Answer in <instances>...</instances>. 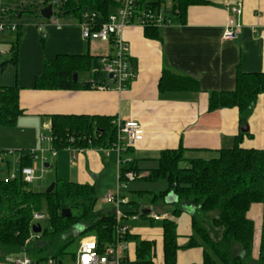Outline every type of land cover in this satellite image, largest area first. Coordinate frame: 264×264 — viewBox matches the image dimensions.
I'll list each match as a JSON object with an SVG mask.
<instances>
[{"label": "trees", "instance_id": "trees-1", "mask_svg": "<svg viewBox=\"0 0 264 264\" xmlns=\"http://www.w3.org/2000/svg\"><path fill=\"white\" fill-rule=\"evenodd\" d=\"M140 0V7L166 8L173 14V21L184 23L188 7L202 4L205 0ZM59 13L63 17L77 19L80 23L86 13L95 12L99 24L108 19L109 14L118 6L117 0H63ZM52 3L44 0V5ZM3 6V4H2ZM22 8V10H24ZM20 24H18L19 31ZM145 35L158 38V27L149 24ZM17 42L11 48V57L0 64L4 70L8 64L18 65ZM100 57L85 54H60L44 62L41 75L36 77L34 89L37 90H75L90 87L91 82L82 83V72L93 73L96 84L109 81L99 71ZM78 80H74V75ZM159 88L163 91H182L198 89L197 82L164 69ZM19 85L0 86V126H15L25 110L20 105ZM261 95H264V72H242L236 76V87L232 91L212 92L209 109L236 107L240 113V122H247ZM112 117L84 114H52V147L58 152L69 148L109 149L117 145L119 135ZM248 134V133H247ZM75 136L72 145L70 137ZM242 138V137H241ZM238 138L229 148H221L213 157L187 155L189 149L180 146L176 149H164L157 160L158 166L143 175L133 158V147H128L120 156L131 160L121 166V177L126 171H134L135 179L145 181L167 180L169 188L155 194L149 204L166 207L168 217L162 218V261L156 262V241L143 238L129 229L125 239L131 245V252L123 264H178L180 233L175 218L188 212L191 216L192 232L187 235L188 247H203L202 264H264V148L243 146ZM0 152H3L0 150ZM33 155L30 151H21L19 168L31 166ZM52 167V165H51ZM21 176L6 180L0 178V260L21 252H28L34 259L48 257H73L75 251L67 250L84 235H94L100 245L114 242L117 238L116 212L100 215L95 211L97 201L94 184L71 182L61 179L55 181V188L46 191H33ZM174 191L178 201L165 202V197ZM123 196V194H122ZM254 204L263 208L260 238L257 252H254L255 222L249 216ZM123 207V208H122ZM45 209L51 229H43L33 234L31 225L33 213ZM62 209H70L71 216H62ZM123 217L121 223L129 217L148 218L142 215V206L138 202L127 200L121 205ZM43 211V210H42ZM215 213L212 222L222 227L220 239L215 240L203 218ZM153 218V217H152ZM79 226L78 232L71 229ZM129 250V251H130Z\"/></svg>", "mask_w": 264, "mask_h": 264}, {"label": "crops", "instance_id": "crops-1", "mask_svg": "<svg viewBox=\"0 0 264 264\" xmlns=\"http://www.w3.org/2000/svg\"><path fill=\"white\" fill-rule=\"evenodd\" d=\"M239 6L241 14L233 10ZM18 18L21 19V16ZM229 18H234L240 25L236 39L224 38ZM22 24L19 34L26 39L33 34L27 28L35 25L31 20ZM41 26L46 30L42 36L45 46L37 66L25 74L20 72L18 82L13 84L11 80H5L4 75L0 76V86L17 84L22 87L20 105L25 114L19 119L27 120L23 122L28 131L49 130L51 134V115L57 113L112 117L114 123L117 120H135L142 125L144 136L133 146L132 156L143 175L158 166L157 158L164 149L183 146L189 149L187 155L209 158L215 156L218 149L232 147L241 137L243 146L264 148V95L260 96L247 119L248 132L241 130L243 124L238 108L209 109L210 94L234 90L239 71L264 72V0H205L202 4L191 5L185 22L158 27V38L147 37L144 27L139 24L126 26L122 37L129 46L136 78L123 90L95 86L91 72L89 77L80 81L91 82L90 87L75 90L34 89L36 77L41 75L46 60L60 54L85 53L101 59L114 51L113 45L108 42L85 40L75 18H67L61 27L47 20ZM164 69L194 79L198 89L162 92L159 82ZM44 142L52 146L48 140ZM109 149V154L97 147L78 151L65 149L79 160L81 183L94 184L97 189L114 167L117 176L121 156L115 148ZM55 156L58 157L59 153ZM155 163L157 166H153ZM94 172L98 174L91 176L90 173ZM145 207L153 208L150 205ZM254 208L251 207L249 216L256 218L260 226L262 207ZM131 232L141 235L149 231ZM128 253L132 254L131 250Z\"/></svg>", "mask_w": 264, "mask_h": 264}, {"label": "rangeland", "instance_id": "rangeland-1", "mask_svg": "<svg viewBox=\"0 0 264 264\" xmlns=\"http://www.w3.org/2000/svg\"><path fill=\"white\" fill-rule=\"evenodd\" d=\"M59 0H51V2H56ZM60 1L54 5V11L59 13L60 11ZM3 4V8L6 9L5 18L22 24L25 20H31L35 26L32 28H27L28 31L33 34H29L28 37L20 36L18 40V65L15 66L13 63H10L4 71L0 70V76L4 75L5 80H11L13 82H18V75L20 72L25 74L26 71L33 69L37 66L38 58L41 56L42 50L44 49L45 43L42 40V36L46 30H43L41 23L44 24L45 20L41 15L40 11L44 5V0H0V5ZM166 5L171 7V0L166 1ZM22 10V8H24ZM19 15L21 19L18 18ZM60 23H64L67 18L63 17L60 14L56 15ZM36 24H39L38 26ZM23 25V24H22ZM24 28V27H23ZM16 32H4L0 34V51L7 52L6 54H0V63L4 60H8L11 57V48L13 43L17 42L18 33ZM110 45V44H108ZM23 51V55H22ZM109 51H112L109 49ZM89 72H82L79 75V80L82 81L85 77H89ZM10 84V83H6ZM22 118H20L15 126H0V150L6 152L4 155L3 161L0 163V178H6L16 173L19 169V163L17 160L20 158L21 151H33L34 154H37L36 158H33V163L37 164L36 179L29 184V187L33 191H46L48 187L54 183L57 179L71 181V182H81V174L79 172V160L66 150L58 151L59 156L54 157L52 155V146H49V143L46 144L44 140H41V136H49L50 131H35L31 129L28 131L27 127ZM31 121V120H29ZM30 127V126H29ZM35 129V127H33ZM37 130V129H35ZM43 157L47 158V162L51 163L52 167L44 168ZM152 166V165H148ZM157 166V163L153 164ZM84 170L86 167L83 168ZM89 174V173H88ZM98 173H90L91 176ZM169 188L167 180L159 179L157 181H145L140 178L128 181L127 188L122 189V193L130 200L138 202L140 206L145 207L149 206L151 198L155 194H160L165 192ZM117 189V176L115 167L111 172H108L103 181V185L97 187L96 196L97 201L95 203V211L98 214L101 213H112V210L115 211V205L112 202L105 201V196L111 191H116ZM152 206V205H150ZM152 216L154 214L160 215H169L166 211V207L162 205H153ZM253 207H262L261 204H254ZM123 208V207H122ZM45 211V209H42ZM263 212V208H262ZM109 213V214H110ZM215 216V213L206 214L203 218V222L210 231L212 238L215 240L220 239L222 235V227L215 226L212 222V218ZM178 224V232L180 233V244L183 246L179 250L178 254V264H202V252L203 247H188L187 244V235L192 232L190 213L185 212L180 217L175 218ZM255 222V234H254V252H257L258 243L260 238L261 225L258 226V220L253 219ZM262 220V217H261ZM125 224L130 227L131 231L138 230L149 231L148 233H141L142 236L150 238L156 241V262L162 261V245H161V229H162V220H155L153 218H137L132 219L129 217L124 220ZM38 223V222H37ZM39 224L43 229H51L48 219L45 218L39 221ZM79 226H75L71 229V233L80 231ZM90 235V234H89ZM86 236V235H84ZM82 236V237H84ZM78 242L73 243L70 247L67 248L70 252L77 249ZM192 252L194 254H192ZM134 255V253L132 252ZM131 254V255H132ZM0 264H9L5 259L0 260Z\"/></svg>", "mask_w": 264, "mask_h": 264}, {"label": "built area", "instance_id": "built-area-1", "mask_svg": "<svg viewBox=\"0 0 264 264\" xmlns=\"http://www.w3.org/2000/svg\"><path fill=\"white\" fill-rule=\"evenodd\" d=\"M118 6L111 11L108 19L99 24L97 21V14L95 12L86 13L83 20L79 23L82 31V36L87 41L100 40L105 41L113 45V54L100 59L99 71L109 81L106 84H93L101 89H110L115 87L118 90L125 89L135 78L136 69L131 62L129 54V46L122 37L123 29L131 24H139L142 27H146L149 24L160 27L166 24L174 23L173 14L166 11V8H150L140 7V0H117ZM234 12L241 14V6L235 7ZM6 9L0 6V34L4 32H16L18 30V23L5 18ZM49 23L55 24L57 27H61V23L57 16L54 14L51 18L46 19ZM240 25L236 23L234 18H229L225 30V39H236L239 35ZM5 51H0V54H6ZM112 75V79L109 78ZM119 132V142L113 146L119 154L126 150L128 147H133L138 140L144 136V130L142 125L135 120H117L115 122ZM123 135V136H121ZM41 140H48L52 142L51 136H41ZM72 145L76 141L75 136L70 137ZM72 151H78L85 148H69ZM107 154L110 149H104ZM33 158L37 157L33 151H30ZM6 152H0V163L3 161ZM57 151L52 147V155L55 156ZM20 159V158H19ZM19 159L17 162L19 163ZM44 163L47 162V158L43 157ZM131 160L130 157H120L118 159V174H117V189L106 194L105 201L115 204V212L117 217V238L114 242L100 245L97 237L94 235H86L78 240L77 249L73 257L66 258H53L48 257L43 260L34 259L28 252H21L19 254L8 256L5 260L9 264H123L125 258L128 255L130 249V242L125 239L129 226L125 223H121L123 217V210L121 205L127 202V198L122 196V189L127 188L128 181L134 180L137 176L134 171H126L124 173V179L121 177V166ZM38 165L32 163L31 166L19 168V170L11 176H7L5 179H15L21 176L24 181L32 183L35 181ZM155 220L168 217V215L152 216ZM47 218L45 211H35L33 213V221L31 225V231L33 225L39 224L40 220ZM132 218H137L133 216ZM38 222V223H37ZM33 234H38L34 233Z\"/></svg>", "mask_w": 264, "mask_h": 264}, {"label": "water", "instance_id": "water-1", "mask_svg": "<svg viewBox=\"0 0 264 264\" xmlns=\"http://www.w3.org/2000/svg\"><path fill=\"white\" fill-rule=\"evenodd\" d=\"M59 1H63V0H59ZM59 1H56V2H52L50 4H48L47 6L43 7L40 11V15L44 18V19H49L51 18L54 14H55V11H54V5L56 3H58ZM109 78L112 79V75H109ZM74 80L77 81L78 80V75L75 74L74 75ZM241 130L243 132H248V125L247 123H244L243 124V127L241 128ZM44 168H50L51 167V163L49 162H45L44 163ZM55 188V182L52 183L48 189L46 190L47 193H50L53 189ZM178 201V197L177 195L174 193V191H171L170 193H168V195L165 197V202L167 204H172L174 202H177ZM140 213L142 215H145V216H152V210L151 208L149 207H144L140 210ZM62 216L64 217H70L71 216V211L70 209H62ZM32 230L34 233H40L43 228L40 224H37V225H33L32 226Z\"/></svg>", "mask_w": 264, "mask_h": 264}]
</instances>
